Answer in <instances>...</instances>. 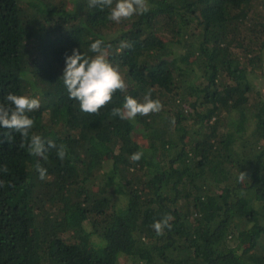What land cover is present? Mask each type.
Returning a JSON list of instances; mask_svg holds the SVG:
<instances>
[{
    "label": "trees",
    "instance_id": "trees-1",
    "mask_svg": "<svg viewBox=\"0 0 264 264\" xmlns=\"http://www.w3.org/2000/svg\"><path fill=\"white\" fill-rule=\"evenodd\" d=\"M88 3L0 0V104L38 99L29 137L67 149L0 127V264H264V0H148L120 23ZM96 39L127 89L90 115L59 78ZM149 89L159 113L110 115Z\"/></svg>",
    "mask_w": 264,
    "mask_h": 264
},
{
    "label": "clouds",
    "instance_id": "clouds-1",
    "mask_svg": "<svg viewBox=\"0 0 264 264\" xmlns=\"http://www.w3.org/2000/svg\"><path fill=\"white\" fill-rule=\"evenodd\" d=\"M89 7L99 6L101 10L107 7L109 15L107 19L120 23L130 20L133 16L143 15L150 10L148 0H89ZM121 49L129 47L125 41H121ZM111 45H105L104 41L96 39L89 46V51L94 55L82 54L79 49H72L71 55L64 58L65 67L59 79L67 91L69 99L78 102L82 112L90 115L99 114L100 109L112 102L113 96L117 91L125 92L127 84L118 70L109 60ZM5 100L7 105L0 104V127L19 133L22 139L21 148L27 146L30 155L47 159L45 153L48 149H56L57 157L64 160L67 155L66 145H57L54 141L46 142L40 135L32 134L29 137V130L34 126V120L27 113L39 109L40 102L36 98L27 95H16L9 93ZM163 108L159 99L152 98V90L149 89L138 100L131 95H124L121 107H113L110 115L119 117L122 120L134 121L137 116H148L159 113ZM14 139L8 135V142ZM25 142L27 144L25 145ZM143 156L140 151L131 154L129 159L138 162ZM7 171V168L4 169ZM38 178H47V169L43 168L39 162L35 165ZM247 179L245 172L238 174L237 180ZM174 217L166 213L159 220H154L150 227L156 235H164V230L171 229L170 221Z\"/></svg>",
    "mask_w": 264,
    "mask_h": 264
},
{
    "label": "rangeland",
    "instance_id": "rangeland-1",
    "mask_svg": "<svg viewBox=\"0 0 264 264\" xmlns=\"http://www.w3.org/2000/svg\"><path fill=\"white\" fill-rule=\"evenodd\" d=\"M263 57H264V53H263ZM261 80L262 81L257 82V85L262 86L261 89L263 90V93H264V76L261 78ZM258 83H262V84H258ZM136 136H138V133H136ZM260 246H262V247H259L257 251L263 252L264 251V241L262 242V244ZM121 264H130V262L128 260L123 259L121 261Z\"/></svg>",
    "mask_w": 264,
    "mask_h": 264
}]
</instances>
